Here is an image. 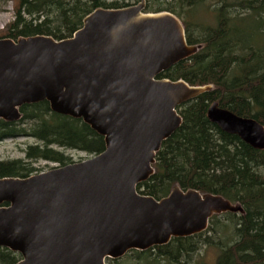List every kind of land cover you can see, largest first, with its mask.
I'll use <instances>...</instances> for the list:
<instances>
[{"label":"water","instance_id":"obj_1","mask_svg":"<svg viewBox=\"0 0 264 264\" xmlns=\"http://www.w3.org/2000/svg\"><path fill=\"white\" fill-rule=\"evenodd\" d=\"M144 6L97 7L66 39H0L1 120L18 121L22 105L46 101L104 141L90 158L0 178V247L19 255L16 264H106L202 233L213 215L242 213L238 203L194 189L173 186L160 199L136 190L153 174L161 143L181 125L177 107L212 89L157 78L199 46L186 42L175 14ZM206 115L221 131L264 149L256 120L216 102Z\"/></svg>","mask_w":264,"mask_h":264},{"label":"trees","instance_id":"obj_2","mask_svg":"<svg viewBox=\"0 0 264 264\" xmlns=\"http://www.w3.org/2000/svg\"><path fill=\"white\" fill-rule=\"evenodd\" d=\"M154 1L156 6H147L145 12L175 14L184 26L186 42L199 46L194 55L157 78L212 89L177 107L181 125L161 143L153 174L136 190L160 199L173 186L194 189L237 202L243 213L213 215L202 233L144 251L131 250L105 263L207 264L193 255L209 246L216 251L211 264H264V149H253L221 131L206 115L216 102L264 126V0ZM210 1L212 25L181 16ZM11 4L14 17L0 30V39L34 35L66 39L93 9L130 5L124 0H11ZM19 111L18 121L0 119V141L26 137L34 143L25 147L23 158L0 161V178L38 173L35 163L40 160L58 166L72 163L65 151L94 156L104 149L103 138L82 120L53 113L46 101L22 105ZM18 260V254L0 247V264Z\"/></svg>","mask_w":264,"mask_h":264},{"label":"rangeland","instance_id":"obj_3","mask_svg":"<svg viewBox=\"0 0 264 264\" xmlns=\"http://www.w3.org/2000/svg\"><path fill=\"white\" fill-rule=\"evenodd\" d=\"M124 1L126 3L135 4L139 0H124ZM212 3H213L212 1L206 2L203 5L197 6L191 12H188L187 15L185 12L181 16L183 17V19L187 20L188 22L202 21L212 25L213 20L211 15H212V9L214 8L213 5H211ZM147 6L154 7L156 6V3L154 0H145V6L143 12H145ZM13 17H14V13L12 9L11 0H0V30H2L6 26V24L11 22L13 20ZM33 143L34 140L32 138H26V137L8 138L0 141V161L23 158L24 157L23 150L27 145ZM64 154L67 155L72 162H78L91 157L77 151H65ZM54 166L57 165L53 163H47L42 160L35 163V167L40 172L46 171ZM193 256L194 259H201L203 262L207 264H211L216 256V251L209 246H205V247H201L198 253H195Z\"/></svg>","mask_w":264,"mask_h":264},{"label":"bare ground","instance_id":"obj_4","mask_svg":"<svg viewBox=\"0 0 264 264\" xmlns=\"http://www.w3.org/2000/svg\"><path fill=\"white\" fill-rule=\"evenodd\" d=\"M256 10V9H255ZM238 26V25H237ZM258 32V31H257ZM255 37V36H254ZM241 38V36H240ZM242 141V140H241ZM246 144V143H245ZM248 145V144H247ZM252 148V147H251ZM257 150V149H256ZM237 203V202H236ZM239 204V203H238ZM240 205V204H239ZM241 206V205H240ZM242 208V207H241ZM242 213H243V209H242ZM242 213H237V214H242ZM236 214V213H235Z\"/></svg>","mask_w":264,"mask_h":264}]
</instances>
